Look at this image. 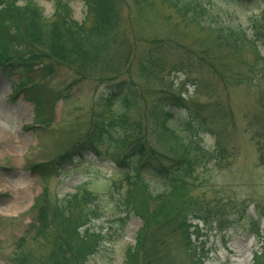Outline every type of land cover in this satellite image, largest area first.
<instances>
[{
	"label": "rangeland",
	"instance_id": "374dc122",
	"mask_svg": "<svg viewBox=\"0 0 264 264\" xmlns=\"http://www.w3.org/2000/svg\"><path fill=\"white\" fill-rule=\"evenodd\" d=\"M12 1L0 0V3ZM16 1L19 7L37 6L47 20L57 21L55 0ZM68 1L71 18L77 23L84 22L85 3ZM125 1L129 5L132 3V0ZM197 1L209 9L206 25L246 31L249 39L252 38V21L259 19L264 11V5L258 1L239 3L241 6L229 0ZM121 16L123 34H119V46L132 51L149 46L155 39L177 40L179 46H184L198 59L190 76L169 75L179 60L178 51L169 46V51L162 57L164 75L169 82L161 87L156 84V90H152L146 80H141L138 59L132 60V53L125 49L120 53L122 63L110 77L123 72L119 79L128 83L134 81L140 91L147 92L148 106L157 97L152 92L168 91L169 84H173L178 93L183 92L182 84L186 81L197 84L186 87L187 92L183 93L189 98L188 110L179 114L171 126L185 137H197L207 149L214 148V135H220L226 150L225 158L201 168L200 180L190 183L194 186L197 183L195 197L212 203L214 213L230 218L229 230L223 233L217 224L200 225L204 227L201 255L205 257V264H254V256L261 252L263 242L254 235L253 224L260 223L264 234V217L261 215L264 214V61L257 58L250 44H245L239 52L225 45L220 47L217 32L201 31L199 26L180 19L176 11L165 4H151L143 10L123 5ZM259 45L264 58V43ZM35 48L37 54L44 49L42 46ZM129 63L131 72L124 68V64ZM29 78L28 81L21 80L18 74L0 71V264H17L22 255L31 264H47L52 250L47 240L51 232L38 236L32 228L37 226V212L33 210L35 202L49 201L53 206L80 189L98 197L102 219L94 222L92 228L106 239L88 264H127L126 253L135 247L143 223L133 215L126 219L116 210L114 201L112 203V197L116 198L118 193L112 184L123 179L114 158L99 159L86 152L83 158L75 157L72 164L47 180L36 175L39 170L32 171L33 167L52 163L69 152L89 131L98 115L102 119L108 117V113L99 107L106 86L98 81L84 80L72 70L57 65H52L49 76L36 73ZM21 84L24 86L20 87ZM215 106L222 107L221 111L215 112ZM119 107L117 101L115 108ZM129 115L132 119L143 120L145 127L153 130V122L146 118L145 112L131 110ZM189 122L193 125L190 132L186 126ZM157 136L153 133L149 138L153 146L162 151L165 146L160 147ZM153 188L162 190V186L155 183ZM213 217H209L211 221ZM154 231L152 227L149 233ZM22 238L26 243L20 247ZM166 245L170 257H175L170 258L169 263L191 264L178 242L170 240Z\"/></svg>",
	"mask_w": 264,
	"mask_h": 264
},
{
	"label": "trees",
	"instance_id": "16d2710c",
	"mask_svg": "<svg viewBox=\"0 0 264 264\" xmlns=\"http://www.w3.org/2000/svg\"><path fill=\"white\" fill-rule=\"evenodd\" d=\"M82 1L87 9L82 23L71 18L68 0H55L56 22L47 20L42 11L32 4L19 7L16 0L0 3V71L9 75L18 74L21 80L28 81L29 76L36 73L49 76L52 65L64 66L82 79L98 81L107 88L99 99V107L108 113V117L102 119L98 115L89 131L69 152L52 163L33 167L32 171L36 173L39 170L36 175L40 174L47 180L73 163L75 157L83 158L86 152L99 159L114 158L115 167L123 179L112 184L118 192L116 198L112 197V203L114 201V207L126 219L133 215L143 223L135 247L126 253L127 264H171L169 262L175 257H170L168 252L166 244L170 240L180 244L191 264H205V257L201 255L203 228L217 224L221 233L226 232L230 218L214 213L212 203L195 197L197 183L194 186L190 181L198 182L200 169L224 159L226 150L218 133L214 135V148L207 149L197 137H185L171 126L173 121L178 120L179 114L188 110L189 98L183 93L187 92L186 87H196L197 84L184 82L182 93L176 92L174 85L169 84L168 91L160 89L152 92L157 97L148 106L145 101L147 92L140 91L134 81L128 83L119 79L123 72L110 77L122 63L120 53L125 49L132 53V60L138 59L141 80H146L152 90H156V84L161 87L169 82L162 63L169 46L179 53V60L169 75L190 76L198 59L184 46H179L177 40L155 39L150 41L149 46L132 51L119 46V34H123L122 6L143 10L144 6L151 4H165L174 9L180 19L199 26L201 31L217 32L216 40L220 47L225 45L239 52L245 44H250L262 61L264 58L261 57L259 44L264 43V11L259 19L252 21V38L249 39L246 31L206 25L209 9L197 0H132L131 5L125 0ZM229 1L237 6L257 1L264 5V0ZM36 46L44 48L41 54H37ZM39 66L41 68H37ZM124 66L127 72H131V63ZM115 80L118 81L115 83ZM23 86L21 84L20 87ZM117 101L119 108H115ZM221 108L215 106V112H220ZM131 110L145 112L146 118L153 122V130L147 129L143 120L132 119L129 115ZM38 113L41 114V111ZM186 126L190 132L193 127L191 122ZM153 133L158 135L160 147L165 146L162 151L153 146L149 138ZM154 183L162 186V192L154 190ZM33 210L37 212V226L32 228L36 229L38 236L51 232L47 238L52 248L47 264H88L105 243L104 235L92 228L94 222L102 219L101 203L87 190L80 189L53 206L49 201L37 200ZM211 215H214L213 221L209 218ZM261 215L263 218L264 214ZM152 227L155 231L150 234ZM252 230L263 242L261 252L254 256V264H264L261 224L254 223ZM20 242L22 247L26 240L22 238ZM17 264L31 263L22 255Z\"/></svg>",
	"mask_w": 264,
	"mask_h": 264
}]
</instances>
